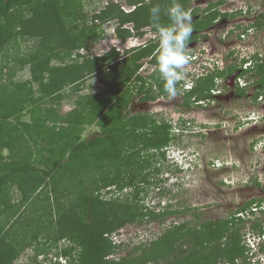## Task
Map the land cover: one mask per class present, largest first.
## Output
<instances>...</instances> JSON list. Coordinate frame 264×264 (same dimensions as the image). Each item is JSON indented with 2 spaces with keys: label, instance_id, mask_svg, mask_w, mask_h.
Listing matches in <instances>:
<instances>
[{
  "label": "trees",
  "instance_id": "16d2710c",
  "mask_svg": "<svg viewBox=\"0 0 264 264\" xmlns=\"http://www.w3.org/2000/svg\"><path fill=\"white\" fill-rule=\"evenodd\" d=\"M127 1L134 6L129 11L110 1L76 20L81 0H0V52L17 36L34 40L33 49L17 59L20 67H29L30 78L9 85L0 81V264H14L29 247L36 258L53 250L56 257L66 259L65 264H253L243 242L240 215L251 204L264 202L261 198L244 201L225 218L174 223L125 254L108 257L121 252V243L113 242L110 233L130 222L162 220L175 212L146 207L141 196L147 185L158 182L153 174L159 170L158 158L165 155L163 147L173 139L171 123L128 109L133 93L144 100L167 93L156 71L158 35L123 53L114 47L92 56L80 51L97 41L98 29L111 20L116 21L114 34L121 40L140 35L146 26L158 32L150 20V9L156 5L161 8L160 23H169L166 12L173 0ZM179 2L198 16L192 20L196 30L242 13L219 11L222 0L201 10L192 7L191 0ZM125 24H131L134 33ZM246 28L264 31V6L242 31ZM197 38L193 32L191 41ZM146 58L155 65L148 77L139 73ZM251 59L246 67L243 58L201 75L184 93L183 104L213 97L218 76L226 79L235 70L237 77L251 79L254 101L264 97V54L256 51ZM3 68L0 64V74ZM91 75L104 88L78 95L65 113L54 106L47 105L43 112L37 108L46 99L61 101L78 92ZM247 88L236 83L234 91L245 95ZM66 89L70 92L63 95ZM25 109L31 110L29 120L22 118ZM87 124H95L99 131L82 136ZM127 187L132 189L124 193ZM102 189L115 194L102 196ZM61 241L68 244L59 245ZM36 258L32 264H60Z\"/></svg>",
  "mask_w": 264,
  "mask_h": 264
},
{
  "label": "rangeland",
  "instance_id": "374dc122",
  "mask_svg": "<svg viewBox=\"0 0 264 264\" xmlns=\"http://www.w3.org/2000/svg\"><path fill=\"white\" fill-rule=\"evenodd\" d=\"M81 1L83 7L74 13L76 20L83 13L92 14L99 11L110 1L120 4L124 10H130L132 7L127 0ZM217 1L219 0H191L190 5L201 10L205 9L209 2ZM263 6L264 0H222L217 6L219 11L241 10L242 13H236L228 19L217 18L212 25L203 30L193 28L198 38L190 41L188 49L198 61L189 64L188 69L194 66L199 74L207 73L214 65H218L220 69V66L229 65L234 60L239 62L241 58L256 51L264 54L263 30H249L245 37L240 35V38L237 35L244 26L250 24ZM197 17L192 15V20ZM0 22L2 23V20ZM115 22L108 21L102 26L103 30L98 29L101 37L83 49V54L91 56L101 54L111 47L122 53L127 47L142 45L158 34L150 26H146L141 29L140 35L134 33L121 40L114 35ZM126 26L131 27L129 24ZM33 47V39L22 41L17 36L16 40L12 39L6 49L0 52V64L5 66L0 74L1 83L8 84L11 81L13 84L22 83L30 78L29 67H20L17 59L25 56ZM141 62L139 72L142 76L148 77L154 65L147 59ZM228 74L232 76L235 73ZM243 78L251 80L246 75ZM216 82L217 85L211 90L213 97L204 99L200 104L190 102L189 106L183 104L179 92L175 97L169 96L168 93L161 94L154 100H144L141 99L140 93H133L128 105L132 113L149 112L157 119L167 120L174 129L168 150L165 151L164 157L158 158L159 170L153 174V180L158 182L145 187L141 193L142 202L155 211L175 212L166 215L162 220L145 219L138 223L130 222L110 233L109 237L113 242L121 243L119 249L121 252L110 254L108 257L125 254L134 245L156 238L166 227L174 223L184 220L201 222L225 218L232 215L250 198L264 199V98L253 100L251 96L256 91L253 85L246 89L245 95H239L234 91L232 77L225 81L224 77L218 76ZM103 88L104 85L97 77L91 75L83 81L78 92L69 93L70 91L66 89L62 94L69 95H65L61 101L46 99L37 108L43 112L47 105L54 106L56 111L62 114L72 107V102L78 95ZM152 89L155 90L154 87ZM33 95L36 96L37 93ZM23 112L22 118L29 120L31 110L25 109ZM96 131H99L98 126L87 124L82 136L92 135ZM112 189L113 187L110 190ZM131 189L127 187L122 191L128 193ZM106 191L107 189H102L101 195L110 197L115 194ZM39 199L41 198L38 197ZM242 212L243 221L240 222V227L243 236H248L247 232L251 231L250 239L257 240L258 235L264 233V204H251ZM253 224H258L259 228H253ZM251 240L243 239V242H248L251 248L248 255L252 263L264 264V250L261 249V244L252 240L256 244V247L252 248L255 244ZM64 244L68 242L61 241L59 245ZM53 256L54 251L51 250L49 253L39 254L36 258L34 249L29 247L20 254L14 264H32L34 258L47 263L53 262ZM62 260L66 259L63 257Z\"/></svg>",
  "mask_w": 264,
  "mask_h": 264
},
{
  "label": "clouds",
  "instance_id": "9594fccd",
  "mask_svg": "<svg viewBox=\"0 0 264 264\" xmlns=\"http://www.w3.org/2000/svg\"><path fill=\"white\" fill-rule=\"evenodd\" d=\"M133 8H134V6L131 7V9H133ZM126 11H129V10H126ZM166 15L168 16L169 23L168 24H161L160 23V17H161L160 6L156 5L150 9V20H151L153 26L156 27L158 30V34L156 33V35H158L156 71L158 72L159 77L163 82L164 91L167 92L169 94V96H171V97H175L179 92V94L181 95V98H182L181 100H183L182 102L184 103L185 102L184 93L186 91H188L189 89H191L195 83V80L197 78H199L201 75L205 74L206 72L199 74L197 68H194V66L192 69H188L189 64L196 63L198 61V60L197 61L195 60L194 57H196V56L191 55V51H189V49H188L189 43L191 41V37L193 34L191 12L189 10L185 9L182 6V4L179 2V0H173V3L167 9ZM129 25H131V24H129ZM124 27L130 28V30L134 33L132 26L128 27L125 24ZM249 30H254V29L249 28L248 31L244 34V37H245V35H247ZM239 35H238V37L240 38ZM153 38H155V36ZM133 47H127V49H130ZM124 50H126V49H124ZM80 51L83 52V49H80ZM251 56H252V54L250 56L243 57V58H246V60H247V62L244 63L243 67H246V65H248L252 62ZM243 58H241L239 60V62H241V60ZM147 61H148V59H147ZM227 66L228 65H225L224 67H227ZM218 67H219L218 65H216V66L214 65V68L212 70H214ZM221 67H223V66H220L221 70L225 69L224 67L223 68H221ZM154 68H155V65H154ZM232 73H235V74H233L232 76L229 75L228 77H232L233 83L235 85L237 83L241 87L247 86L248 88L250 86H252V85H249L251 82L250 79H249L250 81H248L245 78H243L245 75L244 76L238 75V77H237V74H239V70L232 72ZM246 77H247V75H246ZM226 79H224V80L226 81ZM178 83H179V86L177 87ZM211 92H213V91H211ZM263 98L264 97H262L260 95V96H258V98L256 100H262ZM203 100L204 99H201V100H193L192 99L191 102L196 103V104H200L201 101H203ZM172 130L174 131L173 127H171V133H172ZM169 145H170V143L165 145L163 147V150L167 151L168 150L167 147ZM263 204H264V202H262L260 205H263ZM242 215H243V213L240 216L242 217ZM250 232L251 231L247 232L248 236H246V237L243 236V239L251 240L250 239V237H251ZM252 240L254 242L257 241L258 243H260L261 244L260 247H262V245H264V233L262 235H258L257 240H255L254 238H252ZM253 241H252V243H254ZM244 243L246 244V247L249 251V249H251V248L248 246V242L244 241ZM255 247H256V244L252 248H255ZM260 247H259V249H260ZM62 258L63 257H61V256H59V257L53 256V261H59L60 264H65L66 260L63 261ZM249 259L251 260V257Z\"/></svg>",
  "mask_w": 264,
  "mask_h": 264
},
{
  "label": "flooded vegetation",
  "instance_id": "af4514ba",
  "mask_svg": "<svg viewBox=\"0 0 264 264\" xmlns=\"http://www.w3.org/2000/svg\"><path fill=\"white\" fill-rule=\"evenodd\" d=\"M248 31V28H246V30L245 31H240V32H238V33H240V35H244L246 32Z\"/></svg>",
  "mask_w": 264,
  "mask_h": 264
}]
</instances>
